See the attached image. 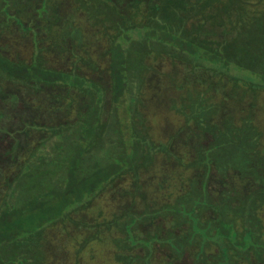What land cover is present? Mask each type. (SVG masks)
<instances>
[{
	"label": "trees",
	"instance_id": "1",
	"mask_svg": "<svg viewBox=\"0 0 264 264\" xmlns=\"http://www.w3.org/2000/svg\"><path fill=\"white\" fill-rule=\"evenodd\" d=\"M50 1L15 0L12 12L22 22L34 24L37 15L27 12L34 8L31 5L52 7L54 12L56 5ZM68 1L71 14L54 17L55 20L45 23V28H51L53 24L60 27L63 17L70 16L71 19V15H78L89 21L91 28L87 29H91L93 37L104 44L116 40L119 24L135 23L132 18L139 15L138 26L163 28L165 33L178 40L181 48L188 47L189 56L179 64L193 81H210L221 96L223 108L230 102L249 111L250 116L244 122L251 125L256 123V118L259 123L258 118L263 117L259 114H264V99L259 102V97L264 93V29L261 32L259 23L264 28V0ZM216 36L218 40L215 41ZM43 40L39 39V44L48 48L43 51L33 49V53L24 59L20 52L32 44L30 38L19 34L17 28L7 29L0 38V44L7 42L11 52L7 53L10 67L14 65L13 69L7 65V73L0 76V264H74L79 258L76 253V258L70 260L59 251L56 254L53 248L50 250L52 256H46L43 230L30 231L40 203L58 198L57 192L62 191L73 207L68 206L69 211H63L56 221H60L66 230L70 227L68 223L73 221L74 233L86 231L88 235V231L91 242L104 248L115 264H164L161 260L156 262L157 257L164 258V253L167 254L165 264H257L264 261V251L258 250L254 254L237 249L240 245L251 248L246 238L264 246L263 202L262 213L255 218V194L264 190V153L263 156L249 155L242 167L244 173H240L257 185L245 196L247 200L235 201L236 206L248 204L245 206L247 211L238 214L231 208L218 214L220 217L216 222L215 216L205 218L201 211L194 209L198 219L194 229L192 227L193 236L186 235L191 234V226L178 209L163 216L157 208L161 210L168 206L169 200L159 204L144 193L147 178L143 174L147 171L148 161H144L147 151L152 158L159 155L176 157L178 148L186 147L187 143L181 136L177 139V134L166 143H154L150 132H140L135 118L140 113L136 99L133 100L135 106H132L133 102L131 105L127 102L129 116L126 124L122 122L120 112L126 100L119 91L114 69L115 47H109L107 51L100 47L94 58L84 53L86 55L79 56L73 65L59 59L52 38ZM162 67L163 62L152 69L159 72ZM243 71L250 72L253 78L243 77ZM71 73L82 82L68 83ZM86 80L97 83L100 90L86 89ZM208 108L213 109V106ZM227 116L221 118L225 122L234 121L233 116ZM203 121L208 122V126L200 129L204 143L201 162L211 161L210 157L222 159L223 146L219 144V137L224 136V132L213 128L214 120ZM124 128L132 129L131 134L127 135ZM212 138L213 143L208 144ZM192 139L193 136L187 134V140ZM201 162L196 169L198 173L204 168ZM41 174L44 175L42 180ZM208 181H193L192 188L187 195L182 193L179 203L186 202L184 207L190 210L191 201H201L202 193L207 196V201H213L208 192L211 187ZM25 183L29 189H41L44 193L40 197L38 190L36 200L30 201L28 206L17 207L15 198ZM240 189L236 191L240 193ZM101 202L108 203L107 211ZM143 211L150 216L149 222L141 213ZM30 219H34L31 225ZM48 220L46 217L43 222ZM56 221L47 225H60ZM225 225L231 227V235L226 234L223 238L224 250L216 248L214 242V253H208L211 241L204 239L199 243L196 236L204 231L206 238L213 237ZM185 238L190 242L186 243ZM156 240L164 246H158ZM79 246L82 251L83 243ZM185 253L188 255L184 258ZM95 254L91 249V263L96 259ZM81 262L79 260L77 264Z\"/></svg>",
	"mask_w": 264,
	"mask_h": 264
},
{
	"label": "rangeland",
	"instance_id": "2",
	"mask_svg": "<svg viewBox=\"0 0 264 264\" xmlns=\"http://www.w3.org/2000/svg\"><path fill=\"white\" fill-rule=\"evenodd\" d=\"M50 2L52 5H56L54 6V12L52 7H40V5H34V3L31 5L34 8L29 9L27 12L37 16H34L36 17L35 23L29 24L22 22L17 17L18 15L13 14L15 0H0V38L4 37L7 29L13 30L14 28H17L19 34L30 38L32 44H29L26 49L20 52L24 59L33 53V49L35 51H43L48 48L41 46L39 39H44L43 42H46L52 38V41H54L53 46H55L54 49H56L59 59L64 62L70 61L73 65L76 64L75 60L82 54H87L89 57L94 58L100 52V47H103V51H107L109 47H115L113 52L114 69L119 81V91L123 92L121 96L126 100V105H123L124 109L120 112L122 122L124 124L127 123V117L129 116L128 106L136 99L137 103L134 101L132 106H135L136 103L138 112H140L138 113L139 116L135 117L138 120L136 125L140 132L143 134L150 132V137L154 139L151 140L154 143H166L168 142L167 139H171L174 134H177V139L181 136L187 143L186 147L181 146L178 148L176 157L159 155L152 158L149 155L150 152L147 151V155L145 154L144 161H148V165L146 174H143V177L147 178L144 193L150 196V200L151 197L156 199L159 204H163L165 199L169 200L168 206L163 207V210L159 208L157 210L162 211L163 216L167 214L169 216L170 212L178 209L186 223L191 226V234H186L189 236H193L192 227L194 229V222L198 219L196 214L199 211L204 214L205 218L211 215L215 216L216 222L220 217V215L217 216L218 214L227 212L231 208H234L238 214L246 212V207L249 205L236 206L235 201H243L245 196L254 191L253 187L257 185L252 180L243 178L240 173H244L242 167L245 161H248L249 155L256 154V156H260L264 153V114H259L260 117L263 115L260 119L258 118L259 123L256 118V123L251 125L247 121L244 122L250 116L249 111H245L230 102L223 108L220 101L221 96L213 89V84L210 81H193L188 73L185 74L184 68L179 64L182 63L185 57L189 56L188 47H182V49L178 40L172 34L168 35L167 32L165 33L163 28L160 30L154 25L138 26L136 20L140 19L139 15L132 18L135 23L128 22L118 25L119 35L116 40L102 44L93 37V31L87 29L91 28L89 21H84V18L78 15H71V19L70 16L63 17L62 26L60 27L59 24L58 26L53 24L51 28H45V23H49L50 20H55V18H59L65 13L71 14V4L68 0H51ZM38 7L40 8L36 10ZM172 24L176 23L172 22ZM259 24L261 32H263V25ZM45 29L46 31H44ZM216 40H218L217 36L215 37ZM50 48L52 49V47ZM9 52L7 42L3 45L0 44V70L3 68L0 71V76H4L7 73V65L11 66L10 58L7 57ZM109 56L111 57V52ZM161 62H163L162 69L159 72H154L152 68ZM13 67L14 65L10 69H13ZM242 76L253 78L248 71H243ZM72 81L74 83L82 82L80 78H76L74 73L68 76V83ZM84 84L88 90L94 92L100 90V86L91 80L84 81ZM259 99V102L264 99V93L260 95ZM210 106H213V109L208 108ZM227 114L233 116L234 121L225 122L224 118H221L224 115L227 118ZM205 119L214 120L211 123L213 128L216 131L222 130L224 132V136L219 137L221 139L219 144L223 146L221 151L224 157L222 159L210 157L211 161L201 162L203 158L200 152L203 150L201 147L204 143L200 129L208 126V122L203 121ZM143 121L145 124H142ZM131 131L132 129L124 128V132L127 135L131 134ZM189 133L193 136L192 140H187V134L189 135ZM212 140L213 138L208 144H212ZM182 143L178 145H182ZM216 145H214L215 148ZM200 162L204 168L199 169L200 172L198 173L196 169H198L197 166ZM43 177L44 175L41 174L40 180ZM195 180H202L203 183L209 180L211 187L208 192L213 197V201H207V196L202 193L201 201L197 199L191 201L193 206L190 210H187L184 207L186 202L183 204L179 203L180 198L182 193L187 195ZM239 188H241L240 193L236 191ZM20 189L22 192L18 193L15 198L17 207L20 205L28 206L30 201L36 200L38 198L37 195H39L38 190L41 191L40 197L44 193L41 189H29L27 183ZM230 192L235 194L231 196ZM56 195L59 197L56 199L51 198V201L44 204L40 203V201L38 202L41 205L35 212L34 219H36V222L30 228V231L43 230L42 236L45 238L43 244L45 245L43 248L44 254L51 257L52 252L50 250L54 248L56 249V254L59 251V253L61 252L66 257H69L70 260L75 259L76 255H79V258L74 260V264H77L79 260L81 262V258H83V261L80 264H87L90 261L89 257L91 258V249H93L96 252V259L92 263L90 261V264H115L107 257L106 252L103 251L104 248L91 242L88 231V235H86V231L74 233L75 226L72 224L73 221L68 223V226L70 225L69 230H66V227L60 224V221H56L61 218L63 211H69L68 206L71 209L73 207L72 202H67L65 191L57 192ZM255 196L257 203L255 218L258 219L260 213H262L261 204L264 203V190L256 193ZM106 199L108 200V198ZM138 200L142 202L140 199ZM106 204L108 203L101 202L102 208L107 211V208H105ZM111 207L114 208V206ZM172 207L174 208L172 209ZM25 209L28 215L30 214L31 216L30 211L27 208ZM194 209L198 212H194ZM144 211L141 213L145 214V217L147 216L145 220L149 222L151 220L150 216L146 215ZM46 217L49 220L44 223L43 221H45ZM33 220L30 219V225ZM55 221L60 225L56 227L47 225ZM226 234H228V237L231 235V227L229 225L223 226L213 237L206 238L204 231H200L196 237L199 238V243L203 242L204 239L211 241L208 243L210 245L207 252L213 254L214 246L221 251L224 250L225 247L222 246V241L227 236ZM187 238H185V242L189 243L190 241ZM245 241L248 245H251V248L247 249V247L240 245L237 248L238 250L252 251L254 254L258 250L264 251L262 244L249 238H246ZM80 242L83 243L82 251L79 246ZM156 242L158 246L162 245L157 240ZM214 242L216 243L213 246ZM96 246L98 249H96ZM170 248H172L171 245ZM186 255L188 254L185 253L184 258ZM163 257H157L156 262L158 263L161 260L160 262L165 264L167 254L164 253ZM257 264H264V261Z\"/></svg>",
	"mask_w": 264,
	"mask_h": 264
}]
</instances>
